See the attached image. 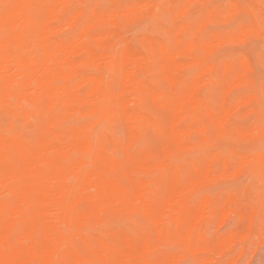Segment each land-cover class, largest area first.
Returning a JSON list of instances; mask_svg holds the SVG:
<instances>
[{
	"label": "bare ground",
	"instance_id": "obj_1",
	"mask_svg": "<svg viewBox=\"0 0 264 264\" xmlns=\"http://www.w3.org/2000/svg\"><path fill=\"white\" fill-rule=\"evenodd\" d=\"M0 1L5 3L0 11V111L7 116L23 114L26 120L37 115L42 122L35 140L0 130V264H69L68 260L171 264L170 254L158 252L161 243L192 246L197 230L209 214L217 212L212 196L195 199L216 165L221 164L224 171L230 164L237 165L238 177L262 176L258 150L242 153L237 145L228 149L222 145L230 135L251 137L242 131L231 133L225 126L237 107L235 103L234 109L232 104L227 106L226 99L242 85L248 93L238 106L256 115L259 136L260 92L250 90L256 79L252 62L241 54L215 63L211 57L217 47L201 41L205 22L238 17L246 8L258 19L244 27L237 39L246 34L244 41L253 37L264 43L260 0H247L249 7L234 3L228 11L211 5L213 0H157L152 3L156 11L184 5L181 19L190 17L195 5L207 8L205 19L196 26L191 22L178 26L171 47L144 37L138 50L120 36L117 18H152V6L145 3L143 8L107 0L112 8L102 10L100 0H93L96 9L85 13L72 10L73 0ZM63 16L70 17L65 25L53 26L54 19ZM101 17H107L114 28L94 36L95 22ZM67 28L69 39H57L58 30ZM213 38L219 45L225 43L219 34ZM228 38L236 40L232 35ZM116 39L121 42L117 51L113 50ZM28 47L37 53L25 51ZM81 55L99 71L80 73ZM189 67L194 77L181 88V72ZM154 71L165 87L153 81ZM220 76L228 83L223 84ZM210 91L221 92L220 104ZM79 103L86 109L75 108ZM56 111H60L57 117ZM73 113L90 120L64 135L52 129ZM114 121L122 125L124 140L97 135ZM194 132L199 133L197 141L190 139ZM145 133L155 134L162 142L156 147L142 145ZM104 138L116 145L120 156L108 151ZM188 150H198L200 155L182 156ZM249 159L254 161L251 168L246 167ZM229 199L235 200L234 196ZM144 209L149 230L104 234L102 228L117 216L137 217Z\"/></svg>",
	"mask_w": 264,
	"mask_h": 264
},
{
	"label": "rangeland",
	"instance_id": "obj_2",
	"mask_svg": "<svg viewBox=\"0 0 264 264\" xmlns=\"http://www.w3.org/2000/svg\"><path fill=\"white\" fill-rule=\"evenodd\" d=\"M156 1L157 0H119V5L138 4L141 6L142 4L143 8L145 7V5L146 7L152 6L153 10L146 8L148 11L152 10V18H117L120 24V36L124 39V41L128 42L129 46L136 50L139 49L140 42L144 37L158 39L162 42L167 43L168 46L171 47L173 46L175 40L173 32L178 26L190 22L192 26H196L200 22H203L205 19L203 15L207 8L198 9L195 5L192 7L190 17L182 19L180 18L175 25L165 27L164 25L157 24L156 18L161 15L163 11L169 10V8L167 6H162L157 8L156 11L155 8H153V4H155ZM143 3H145V5ZM234 3L247 5V0H213L211 5H220L225 11H228L231 9L230 7ZM99 4L102 10H110L112 8V4L107 0H100ZM4 5V1H0V11L4 7ZM225 5H227L226 8L223 7ZM94 9H96V2L93 0L72 1L73 11L81 10L85 13H91ZM241 14H247L252 17L253 23L249 26H252L257 22L258 17H253V14L246 8L242 12H240V14L238 13L237 16ZM67 16H69V14ZM67 16L56 17V19H54L53 21V26H64L65 22L70 19V17ZM102 18L104 20H101ZM235 18L236 17L230 19L222 18L210 22L207 21L208 23L205 22L206 29L202 34L201 41L209 44L210 46H212L211 44L214 43L213 46L217 47L216 52L211 57L212 61L215 63H220L227 57L236 59L241 54L248 55L252 62L253 72L256 76L255 83L250 88V90L257 89L260 92L261 84L264 83V43L261 40H255L253 37H250L249 41L248 39H245L244 41L243 38L247 37H245L246 34L243 35L244 37L242 39H237L242 34H244V32H242V29L239 32L232 31L233 25H231L230 21L234 20ZM101 19L95 22L94 30L92 32V35L94 36H97L98 34L104 33L107 30L114 28L111 21H108L107 17H101ZM69 31V28L65 30H58L56 34L57 39L62 41L69 39V37L71 36V32ZM214 34H219L224 37L225 43L219 45L218 42L213 38ZM231 35L236 38V40L228 38ZM123 36H125V38ZM189 38L190 36L187 35L184 40L187 41ZM229 40H231V42ZM115 41L117 42L115 43ZM115 41L113 44V50L117 51L121 48V42L117 39ZM24 50L32 54L37 53V51L32 47H28ZM95 50L99 51L98 48H95ZM85 60L86 57L84 55L78 56V62L81 61L80 73H96L99 71L98 66L86 63L84 62ZM181 73L183 77L181 88H183L187 81L193 79L195 73L194 70L190 67L183 69ZM150 76H152L153 81L159 86L165 87L164 83L157 77L158 73L154 71L150 74ZM227 78L230 81V78H232V76H229ZM221 80L223 84L228 83V81L223 77H221ZM230 84L233 85L231 81ZM86 89L87 88H83L82 91L85 92ZM210 92L213 94L215 102L220 104L222 102L221 92ZM206 93H209V90H206ZM246 93H248V89L245 85H242L234 89L232 95H230V97H227V106H230L232 104L233 109L236 106L237 107L235 108L236 111H233L229 115L230 117L226 119L225 126L226 129L231 133L242 131L248 133L251 137L249 139H242L240 137L230 135L227 141L222 142V145L225 146L224 148L228 149L230 146L237 145L238 142L250 143L252 146L255 145L259 147L260 137L257 136L258 133L256 132L255 127L257 118L256 115L246 114L245 107L243 108L238 106L240 100L246 95ZM234 103L236 105L235 107ZM75 108H78L81 111L86 109V107L80 103L75 105ZM54 114V116L57 117L60 115V111H56ZM77 115V113H73L63 125L53 127L52 129L57 133H61L64 135L70 128L72 129L73 127L83 126L90 120H88L87 118H81L79 117V115ZM25 120L26 118L23 114L19 113L16 114V116H7L2 111H0V130L10 131L18 137H22L28 140H35L37 136L36 132L38 130V127L42 125V122L37 115H34L26 121ZM183 126L186 127L187 124H184ZM24 129H27V131H24ZM103 129L107 130L104 133L105 137L111 136L118 141H122L125 138V131L123 130L122 125L118 122L114 121L108 128ZM253 131L254 134L251 133ZM198 137L199 133L194 132V135L192 137L190 136V139H192V141H197ZM140 141L141 144L146 147H156L162 142V139L155 134L145 133L141 136ZM104 144L108 151L115 153L117 156H120V152L114 143L109 142L106 138H104ZM239 151L242 153L247 152L241 150ZM181 154L184 157L193 159L199 156L200 152L198 150H188L182 152ZM236 166L237 165L230 164L228 166V169L224 171L222 165L218 164L214 167L210 177H207V180L205 179V181L203 182V189H201V192L197 193L201 194L200 196L196 195L195 199L200 200L202 198H208L212 196L210 198H212V200L216 203L217 212L215 215L209 214V218L207 217L201 225L200 229L197 230L196 238L192 246L186 247L179 244L178 242L176 244V241H165L161 243V247H159L160 249L158 252L160 254H170L173 260L171 264H264V220H262V217H264V207H262L261 200L262 192H264V181H262L261 177L254 176L252 174H249L245 177H238L235 171ZM159 175L160 173L157 174V176ZM232 192L233 194H231ZM231 196H234L235 198L233 202H229L231 200L229 199ZM226 200L228 202H226ZM225 211L227 213H225ZM138 217L139 216L129 217L127 215L125 216L121 214L117 216L116 219L108 226H104L102 230L107 236H111V234H114L120 229L136 230L137 228H140L143 231L149 230L151 228L149 222L147 221L146 225L145 222L137 223ZM132 218L135 219L133 220ZM251 218H254L253 223L251 222ZM198 232L200 234H198ZM201 233L204 238L201 237ZM218 241L220 242L218 243ZM80 251L84 253V248L82 246H80ZM68 261L69 264L75 263L71 260Z\"/></svg>",
	"mask_w": 264,
	"mask_h": 264
},
{
	"label": "snow or ice",
	"instance_id": "obj_3",
	"mask_svg": "<svg viewBox=\"0 0 264 264\" xmlns=\"http://www.w3.org/2000/svg\"><path fill=\"white\" fill-rule=\"evenodd\" d=\"M184 7L182 4H177L174 6L172 10H165L162 12L161 15H159L156 18L157 24L164 25L165 27H169L172 25H175L177 21L180 19L179 12ZM227 7V5L223 6ZM240 7H249L248 5L241 4ZM260 26L262 32H264V0H260ZM175 13V15L173 14ZM233 32H239L241 29H243L245 26H249L253 23L252 17L247 14H241L238 17H236L234 20L230 21ZM259 103L261 105V111H260V118L258 122V130H259V136H260V142H259V148L255 149L250 143H244V142H238L237 148L241 151H259V154L261 156V178L262 181H264V83L261 84L260 88V96H259ZM23 127V126H21ZM24 131H27V129H24ZM106 129H99L97 132V135L99 137H103L104 133L106 132ZM235 159V156H234ZM254 161L249 159L247 160L246 167L251 168ZM262 200V207H264V192H262L261 195ZM147 213L148 210L144 209L141 213V215L138 217V223L141 222H147ZM262 220H264V217H262Z\"/></svg>",
	"mask_w": 264,
	"mask_h": 264
}]
</instances>
